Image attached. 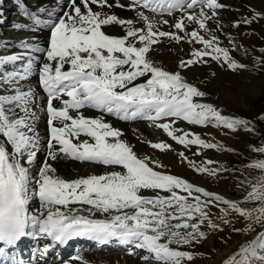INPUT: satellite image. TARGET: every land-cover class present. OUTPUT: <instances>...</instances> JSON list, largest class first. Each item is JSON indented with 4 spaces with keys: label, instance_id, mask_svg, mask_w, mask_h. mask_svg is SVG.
<instances>
[{
    "label": "snow or ice",
    "instance_id": "obj_1",
    "mask_svg": "<svg viewBox=\"0 0 264 264\" xmlns=\"http://www.w3.org/2000/svg\"><path fill=\"white\" fill-rule=\"evenodd\" d=\"M14 2L20 15L29 21L14 23V30L49 29L50 37L46 49L21 40L17 47L22 51L0 55V86L11 90L0 94V264H25L15 251L22 238L52 242L38 250L39 256L31 264H37L54 246L76 238L101 246L113 241L126 245L128 255L138 256L140 264H190L195 254L171 245L192 249L202 246L210 235L224 231L221 225L237 234L255 233L221 264H264V176L247 185L250 190L242 202L255 207L246 209L240 202L156 170L163 165L147 155L139 156L134 146L122 138L123 133L104 119L108 115L125 122L148 121L176 144L217 152L224 150L223 145L173 125L186 122L254 134L251 121L225 116L214 105L196 99L207 94L182 75V70L210 62L234 73L247 69L233 58L229 48L220 46L217 32L223 25L217 19V10L226 6L218 0H129L126 7L135 12V17L122 19L104 11L125 7L119 0L112 4L108 0H56V7L40 6L35 10H30L24 0ZM198 5L201 10L197 13L194 9ZM165 16L172 17V21ZM260 18L264 14L257 12L242 23L251 24ZM210 20L216 28L209 27ZM163 25L175 31L161 30ZM105 27H119L125 35H108L102 30ZM163 38L168 43L183 41L202 47L193 48L191 58L181 59L178 70L171 72L152 55L160 51ZM230 43L235 50L237 45ZM6 46L7 41H0V47ZM32 53L45 55L38 70L39 85L47 95L46 142L37 130V93L22 87L33 75L38 60ZM254 65L264 67V59L256 58ZM8 66H12L11 71ZM142 78L143 82L137 83ZM85 109L101 115L86 117L81 111ZM258 119L264 121V115ZM141 142L161 152L174 151L165 142ZM41 151L46 153L45 159L33 175L32 167ZM250 151L264 155V143L250 147ZM178 156L187 160L184 152ZM66 160L112 170L68 181L53 166ZM212 163L209 160L201 166L188 160L200 174L219 176L231 171L224 165L207 166ZM249 167L264 172V159ZM243 186V182L238 184V188ZM144 190L154 195L144 196ZM34 202L38 204L35 208ZM213 208L220 213L215 218ZM97 214L102 218H95ZM239 222H244L243 228L235 227ZM140 251L146 254L141 256Z\"/></svg>",
    "mask_w": 264,
    "mask_h": 264
},
{
    "label": "bare ground",
    "instance_id": "obj_2",
    "mask_svg": "<svg viewBox=\"0 0 264 264\" xmlns=\"http://www.w3.org/2000/svg\"><path fill=\"white\" fill-rule=\"evenodd\" d=\"M231 1L233 2L231 5L232 6L231 9H233V11L228 10L224 13V15L221 13L218 18L221 24L223 25L222 30L217 32V35L219 36L220 46L229 48L230 50L234 51V53L231 54L233 58H235L239 63L247 65V69H245V72L251 73L250 76H252V80L256 82L258 78L256 79L253 77V70L251 69V66L254 65V60L259 57V54L261 52L260 50L263 46V43L261 42V38L264 39V30L260 28V25L256 20H254L251 23V31H248L247 29L245 30V28L240 25L238 27L231 26V24L233 23H230V22L234 21L233 13H235L234 12V10L236 9L235 6L239 8L240 0H231ZM10 3H13L17 6V3L10 2V0H0V16L7 13V10L3 11L2 9L7 4H10ZM24 3L29 6L28 8L30 10H35V8L40 7V6H46L49 8L56 7V0H25ZM109 3L112 4L111 2ZM120 3L125 5V7L105 8L104 11H107L110 14H116L119 18H122V19H127L128 16H130L131 19H133L135 17V12L133 10H129L126 7L129 1L121 0ZM249 4L251 5L249 7L251 11L250 12L248 11V12L251 15L257 12L264 14V0H249ZM93 8L95 10H100L98 6H93ZM200 10L201 8L199 5L194 9V11L197 13ZM204 11H209V10L204 9ZM180 15L181 14L179 12L176 13L177 17H179ZM44 18H47L46 15ZM164 18L169 19L170 22L172 21V17L165 16ZM228 19L230 21H228ZM260 19L264 20V18H260ZM16 22L29 23V21L25 20L20 15V11L18 7L16 11H12L8 15V19L6 21H4L3 23H0V41L1 40L7 41L6 47H0V55H11L15 52L22 51L20 48L17 47V45L20 43L21 40L27 41L30 45L37 44L41 46L44 44V47H46L47 42H48L46 38L47 31H43V30H39L36 32L23 31V30L17 31V30H14L12 27V25ZM263 22L264 21H262V24ZM208 24L210 28H213V29L216 28V24L213 20H210ZM3 26H5V28ZM102 30H104L106 34L116 36V37H122L125 35V32L119 27H111V28L105 27ZM161 30L175 31V29L169 28L168 25L161 26ZM163 40L164 42L159 46L160 51L153 53L152 55L156 62L162 63V65L171 72H175L178 70V63L181 59L187 60L191 58L190 53L193 48L202 47V45L190 44L188 42L182 43L183 41L179 44L168 43L167 38H163ZM230 40L236 43V45L239 46V48H243L244 50L248 51L249 52L248 56H246L244 52H243L244 55H242L236 49L234 50L232 43H230ZM32 55H35L36 57H38V60H37L36 65H34L33 75L30 76L27 81L22 83V87L24 90H27L30 87L33 89V91L37 93L38 103L40 105V108L37 109L38 114L40 116V119L37 122V130L42 140L46 142L49 136L48 125H47V120H46L47 116L45 114V109L41 108V105L46 102V98L41 95L42 91L40 89V86L38 85V82H39L38 66L45 61V55L43 53H32ZM212 63L210 62L209 64L203 65V66L197 65V66L192 67L190 70H182V75L185 76L187 78V81H189L190 83H192L193 81L196 83L198 77H201V74L199 73H202V71L207 72L206 76L210 80V82H212V85H211L212 95L219 92L221 93L220 95L222 97L223 92H224L222 88L223 84H226L229 87H232L233 89L236 88L237 93L239 92L245 93L247 91H250L252 93L257 92L255 85L253 86L252 84L253 81L250 79L251 77L246 78V76L240 75L235 80L232 77H230L228 74L224 73L223 71L224 68L222 66L218 65L221 68V70L219 71L216 69V65ZM16 67H20V65H17ZM212 73H215V75L213 76ZM248 81H250L249 84H252L253 90L250 89L249 86H246V82ZM260 81H258V83ZM140 82H143V78L140 80ZM236 90H234V93L236 92ZM10 91L11 90L7 89L6 86H0V94H9ZM81 111H83V114L86 117L95 118L101 115V113L95 110L85 109ZM104 119H105V122L110 123L115 129H118L123 133L124 137L122 138L134 146V150L137 152L139 156L143 157L147 155L151 157L152 159L159 161L164 166L165 169L172 168L180 172L182 168L179 167L180 163L175 158V157H178V155L174 153L175 150L174 151L165 150L164 152H161L160 150L152 149L148 143L141 142V141L165 142L169 144L171 148H174L177 144L175 142H172V140L169 141L168 139L169 137L167 136L166 133H163L162 130L154 129L150 124L144 123L143 120L142 122L140 120L141 123L138 122V123L132 124V122L121 121L113 116H108V115H105ZM173 127H178V122L177 124L173 125ZM189 128H190V125H188V127L184 131H187ZM81 139H90V138L81 137ZM44 147H46V143L44 144ZM45 155L46 153L44 151H41L38 154V158L32 167L33 175H36L38 173L39 169L36 166L37 164L41 165V163L45 159ZM54 167L57 169V174L60 177L68 181L81 178V177H87L93 174L100 175V174H103L105 171L112 170V169H105V167L102 165L81 163V162L73 161V160H66V161H62L59 163H55ZM153 167L155 166L153 165ZM117 170H120V169L117 168ZM37 206L38 204L34 202L33 207L35 208ZM84 207H88V206H84ZM95 218H102V217H100L99 214H97ZM253 237L254 235L251 237V239ZM80 239L81 238H76L72 240V242L70 243L72 247L70 249H67L65 251H58L56 253L50 252L42 260H39L37 264H140V260L138 256L135 259H129V257L127 256H120L118 254L116 255L113 251H112L113 253H108V254L102 253L103 255H98L100 254L99 252H102L105 250H106L105 252H108L110 250H115L118 253V251H122L124 249V246L126 245H120L118 242L113 241L107 245L101 246V245H98L96 242L90 241L85 238L81 239V241L77 243V241ZM44 242H46L45 238H41L38 240L35 239V242H33V247L35 248L28 247L27 245V251H25V249L23 248L21 252V256H18V258L20 260L25 261V264H31V262L36 260L37 257L39 256L38 250L43 248L42 244ZM84 242L85 244L82 246V243ZM95 243L97 245H94ZM241 243L242 242H239V243L235 242L234 244H232L230 247L226 248L225 250L221 252L219 251V253L216 252L217 257L215 260H213L214 264H221L222 259L225 258L230 253L234 252ZM73 245L75 246L73 247ZM74 250H75V255H73ZM87 250L89 251L93 250L94 252L87 253L86 252ZM76 256H79L82 259L74 260L73 257H76Z\"/></svg>",
    "mask_w": 264,
    "mask_h": 264
},
{
    "label": "rangeland",
    "instance_id": "obj_3",
    "mask_svg": "<svg viewBox=\"0 0 264 264\" xmlns=\"http://www.w3.org/2000/svg\"><path fill=\"white\" fill-rule=\"evenodd\" d=\"M218 2L224 4L226 7L223 9L217 10L218 11L217 19L219 18L221 13L224 15V13L228 10L233 11V9H231L232 7L231 5L233 3L231 0H218ZM250 6L251 5L249 4V0H246V2L245 0L243 1L240 0L239 8L235 6L236 7V9L234 10L235 13H233L234 21L230 23H233V24L238 23L240 26L244 27L245 30L247 29L248 31H251V24L242 23L244 18L246 17L251 18L252 15L254 14L253 12H252L253 13L252 15L249 13L251 11L249 8ZM27 7L29 6L27 5ZM2 10L3 11L7 10V13L1 15L0 19H3V21H6L8 19V15L12 11L17 10V6L13 3H10V4H7ZM127 19H131V17L128 16ZM228 21L230 20L228 19ZM256 21L259 23L260 28L264 30V22L262 24V21L264 20L257 19ZM233 24H231V26ZM192 28L193 26L190 25L188 30L191 31ZM261 42L263 43V46L261 49H264V39L261 38ZM182 43H185V42H182ZM236 50L240 52L242 55H244L246 52L247 54L245 55L248 56L249 52L244 50L243 48H239V46H237ZM232 53H234V51L230 50V54ZM258 58L264 59V52H260ZM212 64L216 65L217 70L219 71L221 70L218 64H216L215 62H213ZM223 68L224 70L223 69L222 70L224 71V73L228 74L230 77H232L235 80L240 75L246 76V78L251 77L250 79L252 80V76H250L251 73L245 72V70H240L234 73L231 70L227 69L226 66H224ZM251 69L253 70V77L256 79L258 78L256 82L252 80L253 86L255 85V88L257 89L256 93H252L250 91H247L245 93L243 92L237 93L236 88L233 89L232 87H229L228 85L223 84L222 88L224 92H223L222 97L220 95L221 93L219 92L215 93L216 95L215 94L212 95L211 93L212 82H210V80L207 78L206 76L207 72L205 71H202V73H199L201 74V77H198L196 83L193 81L191 84H193L198 89L204 91L207 94L204 98H196V99H199L200 102L210 103L214 105L225 116H231V117L241 118V119L251 121L252 125L255 126V129H256L255 133L249 134L244 131H237L236 133H233L223 128L218 130L212 126L205 127V126H191L190 125V128H189L190 130L189 129L187 130L188 132L190 131L192 132V134L200 135L201 138L205 139L206 141H210V142L223 145L224 150L221 152H217L215 150L200 149L197 146H190L189 148H185L183 145L177 144L174 148H172L175 150L174 153L178 155L180 152H184L187 157V160H181L179 156L175 157L176 160L179 161L180 163L179 167L182 168L180 172L172 168L165 169L164 166L162 168L156 169L161 172H165L167 174H173V175H176L177 177L184 178L186 181L193 183L196 186H201L205 188V190L207 191L219 193L230 200H235L237 202H240L242 206L246 209L255 207V205L253 204L242 202V197L246 194L247 191L250 190V188L247 187V185L249 184V182L252 184H255L257 181V178L264 176V172L249 167V165L252 162L264 159V155L256 153L254 151H250V147H253V146L259 147L262 145V143H264V121H261L260 119H258L259 116L264 115V67L257 68L255 65H252ZM258 81L260 82L258 83ZM249 83L250 81L246 82V86H249L250 89L253 90L252 84H249ZM234 90H236L235 93H234ZM138 122L141 123L142 120L141 122L133 121L132 124L138 123ZM165 122H169V121L166 120ZM144 123L149 124L148 121H144ZM178 127L185 130L188 127V124L186 122H178ZM168 139L169 141H171L170 137ZM172 142H175V141H172ZM229 149H231L232 151H229ZM197 153H199V155H197ZM188 160H191L195 164L201 165V166H203L206 161L211 160L213 161V163L208 164L207 165L208 167L219 168L220 165H224L231 171L221 172L219 176H208L207 174H200L190 167V165L188 164ZM54 165L55 163L53 164V166ZM240 182H243L244 186L238 188V184H240ZM142 194L144 196H149V197L154 195V193H152L149 190H144ZM160 194L167 195V193H163V192H161ZM212 212L214 214V218L215 216L220 215L219 210L216 208H213ZM217 223H220V221L217 220ZM221 226L224 227V231L221 232L219 235H215V234L210 235L209 239L205 243H203L202 246H197L196 248L192 249V248H189L188 246H178V245L173 244L171 245V247L177 250H187V251L193 252L195 254V258L193 261L190 262V264H214L213 260L216 259L217 253H219V251L221 252L225 250L226 248L230 247L235 242L239 243V242H244L245 240H249L251 239L253 235H255L254 232L248 235L237 234V233L232 232L228 227H225L223 225ZM235 227L243 228L244 222L236 223ZM222 238H226V242H225V239H222ZM127 249H128V246L127 247L124 246V249L122 251H118V253L115 250H112V251L116 255L118 254L120 256H127L129 257V259H135L137 256L136 257L129 256ZM90 251L94 252L93 250H90ZM113 252H110V253H113ZM99 253L100 254L98 255H103L102 252H99ZM143 254H146V253H144L143 251H140V255H143Z\"/></svg>",
    "mask_w": 264,
    "mask_h": 264
}]
</instances>
